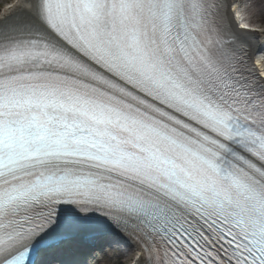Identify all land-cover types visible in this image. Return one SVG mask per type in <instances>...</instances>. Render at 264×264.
I'll list each match as a JSON object with an SVG mask.
<instances>
[{"label": "snow or ice", "instance_id": "1", "mask_svg": "<svg viewBox=\"0 0 264 264\" xmlns=\"http://www.w3.org/2000/svg\"><path fill=\"white\" fill-rule=\"evenodd\" d=\"M0 17V264H264V70L233 0H23Z\"/></svg>", "mask_w": 264, "mask_h": 264}, {"label": "bare ground", "instance_id": "2", "mask_svg": "<svg viewBox=\"0 0 264 264\" xmlns=\"http://www.w3.org/2000/svg\"><path fill=\"white\" fill-rule=\"evenodd\" d=\"M238 4L241 3V0H237ZM23 0H14L11 5L8 7H6L5 9H2V11L0 12V17H3L5 15V13L9 14V19H21L23 18L26 13L23 9V7H21L20 5H22ZM238 8V5L234 6L231 9V12L233 13L234 11H236ZM249 10L251 11V13L253 15H258L260 17L264 16V2L262 0H260L257 4H251V6L249 7ZM248 21L250 23H252L251 21V17H247ZM231 24L232 27L234 29V31L236 33H238V35L246 42V44L249 47V51H250V58L253 62V64L256 67H263L264 66V61H262L259 56L261 55V50H260V41H262L263 43V36H259L257 34L252 35V34H246L244 32H241L237 26H236V22L234 20V17L231 15Z\"/></svg>", "mask_w": 264, "mask_h": 264}, {"label": "rangeland", "instance_id": "3", "mask_svg": "<svg viewBox=\"0 0 264 264\" xmlns=\"http://www.w3.org/2000/svg\"><path fill=\"white\" fill-rule=\"evenodd\" d=\"M14 0H0V12L6 6H9ZM260 0H241V7L245 11L247 17H251L253 25L261 29V33H264V16L253 15L249 10L251 4H257ZM264 2V0H262ZM136 257L135 252L130 250H124L119 252H105L98 255L99 264H131L132 260Z\"/></svg>", "mask_w": 264, "mask_h": 264}]
</instances>
